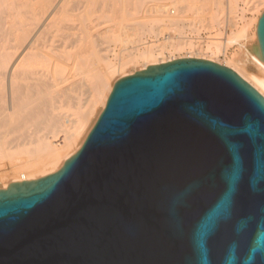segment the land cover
<instances>
[{"label": "water", "instance_id": "1", "mask_svg": "<svg viewBox=\"0 0 264 264\" xmlns=\"http://www.w3.org/2000/svg\"><path fill=\"white\" fill-rule=\"evenodd\" d=\"M0 264H264V97L204 60L121 79L60 171L0 190Z\"/></svg>", "mask_w": 264, "mask_h": 264}, {"label": "bare ground", "instance_id": "2", "mask_svg": "<svg viewBox=\"0 0 264 264\" xmlns=\"http://www.w3.org/2000/svg\"><path fill=\"white\" fill-rule=\"evenodd\" d=\"M64 1L0 0V167L4 166L5 161L11 160L13 164L11 168H14V171L11 169L13 173L9 176V173L4 177L0 174V190H7L9 185L15 183L38 181L60 171L66 161L71 159L86 142L92 127L107 105L113 89L111 80L117 77L123 79L145 71L148 67L183 59L204 60L231 69L264 97V57L257 32L259 18L255 21L256 32L254 36H251L250 24L237 28L239 25L236 27L234 23L230 21L226 23L220 19L221 17H217L222 12L223 0H200L198 6H196L198 0L194 1V5L188 0H182L175 2L169 11L166 6H158L155 9L156 5L152 6L153 11L147 9V12L159 13L164 17L161 20L167 22L165 28L185 24L184 15L192 7L198 15L206 11L211 14L208 21L204 19L208 15L207 12L206 16L199 18V26L194 27L196 30L201 27L207 29L215 26L222 27V25L224 27L226 23V27L232 34L223 39V44L216 41L209 45V48L214 46L217 49L212 56H208L207 52L193 50L192 41L181 35L183 33H180L178 40L173 42L169 38L170 33L167 32L164 35L161 50L158 45H151L145 48L143 46V50L137 48L134 53L121 54L120 57H118L119 52L118 54L116 52L118 58L115 62L109 59L107 55L109 52L104 54L105 48L98 49L99 45L92 40L91 45L87 44L85 49H80L76 53L73 62L75 78L70 87L58 89L57 86L61 83L60 78L58 81L51 82L50 74L53 67L58 70V66L61 68L65 64L66 56L64 55L66 54H64L65 50H62L63 46L66 47L64 44H66L67 35L65 36V33V37L57 39L59 35L56 34V36L54 33V38L48 33L54 25L58 27L56 33L61 31L59 32L61 35H63L62 31L69 27L75 29L74 25L70 26L65 21V13L68 11L67 8L65 9L67 4L63 5ZM230 1L233 0H228V5ZM261 7H264V0H254L251 9H261ZM143 9L145 10L141 6V11ZM126 12L128 11L125 10L122 13ZM58 13L64 15H59V23H57L58 15L55 16L56 19L53 18ZM148 16L144 18L147 20ZM188 17L192 19V16ZM128 19L130 18H127V21ZM96 24L89 25V29L87 26L84 28L86 32L92 31L89 41L96 36L94 35ZM122 24L123 22L120 25ZM132 27V25L124 26L123 24L120 29H117L123 31ZM97 29L100 30L101 39L103 32L101 33L99 26ZM106 31L110 33L111 30ZM84 34L77 36L76 33L72 41L75 47L77 43L82 46ZM64 38L66 39L63 42ZM243 42L244 44H241ZM230 44H239L240 52L233 60L220 62L217 55ZM166 51L170 53L169 56L165 55ZM92 59L95 63L91 61ZM131 66H134L132 71L129 69ZM56 87L57 89L51 91V88ZM106 90L108 92L101 106L99 101L103 97L102 92ZM66 106L76 110L75 113L65 112L63 108Z\"/></svg>", "mask_w": 264, "mask_h": 264}, {"label": "rangeland", "instance_id": "3", "mask_svg": "<svg viewBox=\"0 0 264 264\" xmlns=\"http://www.w3.org/2000/svg\"><path fill=\"white\" fill-rule=\"evenodd\" d=\"M89 1L90 0H67V1L65 0L63 5L67 4L66 5L67 7L65 6V9L67 8V11H68L65 13L67 15V17H66V15L64 17V18H66L65 21L70 26L74 25L73 27L75 29H73L72 27H71L72 28L71 29L69 27L66 30L62 31L63 35H61L59 33L61 31L58 32L59 34L56 33L58 31L57 30L58 27L56 25L52 26V28H50V30H49L48 35L50 34V36H54V33H55V35L56 34L59 35V38L56 35L57 39H60V37L63 38L67 35L66 44H64V45H66V47L63 46V50L61 49L62 51L65 50V53H64V54H66V55H64V56H66L65 64L62 65L61 68H59V66H58L59 71L56 70L57 68L55 69V67H53L51 69V74H50L51 82L58 81V79L60 78L59 82H61V83L58 84L59 85V86H57L58 89L70 87L73 79L75 78V72H74L75 68L73 66V62H74V58L76 56V53H78L80 51V49L81 50L85 49L86 48L85 46H87V44L91 45L92 40L94 43L96 42V45H99L98 49L99 48H102V49L105 48V51H103L104 54L109 52L107 54L109 56V59L111 61L115 62L116 61L115 59L120 57L121 54L124 55V54H128L131 52L134 53V51H136L137 48L140 50H143L147 46H151V45L157 46L158 45V47L161 50V44L163 43L164 37H165L164 35L167 32L170 33L169 38L173 42L178 40L177 38L180 35V33H183L181 35L185 36L187 40L190 38L189 40L192 41V44H193L192 49L193 50H195L196 52H199V51H203L205 53L207 52L208 56H212L213 52L216 48H214V46H210V48H209V45L212 42H216V41L222 42L221 44H223V42H224L223 39H225L227 36H230L232 34L231 30L229 32H226V29H227L226 23L228 21H230L231 23H234L236 25V27L239 25L237 28H241L243 26H246L247 24H250V35L254 36V33L256 32L255 21L258 18H260V16H262L264 14V7H261V9L259 8V9H255V10L251 9V6H252L254 0H244V3H243V0H241V1L240 0L239 1L233 0V1H230V5H228V0H223L222 6H221L222 12L217 17L218 18L221 17L220 19H222V21L226 22V23H224V27H223V25H222V27L221 26L220 27L215 26L212 29L211 28L207 29V28L201 27V28H199V30H196L194 27L199 26V18L206 16V14H208L206 17H204V19L206 21H208L211 14H209L208 11H206L207 12V13L205 12L206 14L204 13V14L198 15V13L194 12L195 9L193 10V7H192V9L188 10L185 13V15L183 14L186 17V18L184 17L185 24H182L179 27H172V26L170 27L169 26V27L165 28V24L167 22L164 20L163 21L161 20L164 17H162L159 13L157 14V13L151 12V11H153V10H151V8L153 9L154 5H156L155 9L158 6H166V8H168V11H169L170 9L173 8V5L175 2H181L182 0H178V1L177 0H127V2H125L126 0H124V2L122 0H91L90 2ZM188 1H189V3H193V5H194V1H197V0H188ZM145 4H146V6H145ZM198 5H200V0L197 1L196 6H198ZM141 6L143 8H145V10L143 9V11H141ZM147 9H150L151 11L147 12ZM123 10L124 11L126 10L128 12L122 13V12H124ZM192 12L196 13L197 16H196V14H194ZM57 15H58L57 23H59L58 22V20L60 19L59 15L61 16L62 13L55 14L53 18L56 19L55 16H57ZM148 15H150L151 17ZM165 15L166 14H164V16ZM62 16H64V15H62ZM120 16H121V18H120ZM145 16H148L147 20L145 19L146 18ZM188 16H192V19ZM131 17H133V18H131ZM113 18H114V20H113ZM127 18H130V19H128V21H127ZM116 19H118V20H116ZM119 19L121 21H119ZM133 19H135V20H133ZM97 21H99V22H97ZM125 21H127V22H125ZM96 22H97V24H96ZM119 22H120V24H121V22H123L124 26L132 25L133 27L132 28H126L123 31L118 30V29H120V26L123 25V24L122 25L118 24ZM90 23L96 24L95 25V32L96 33H94V30H93V33L96 36L94 37V39L92 38L91 41H89V40L91 38L92 31L86 32L87 30L84 29L86 26L87 27L89 25L91 26ZM139 24H141L143 26H140ZM75 25L77 27H75ZM147 25H149V26H147ZM98 26L101 29V33L103 32L105 37L103 36V34H102V37H104V38L101 37V39H100L101 34H100V30L97 29ZM112 27H114V28H112ZM158 27H160L161 29ZM68 29H70V30H68ZM88 29H89V27H88ZM107 29H108V31L111 30L110 33L106 31ZM153 29H155V30H153ZM125 30H127V31H125ZM97 32H99V33H97ZM76 33H77V36H82L85 33L84 34L85 39L82 43V46H79L77 43V47H75L72 43ZM64 34H65V36H64ZM99 34H100V36H99ZM54 38H55V36H54ZM66 38L63 39V42L65 41ZM74 44L76 45V42ZM79 44H81V43H79ZM241 44H244V42ZM143 46H144V48H142ZM228 46L226 47V49L228 48L227 50L224 49L221 52H219V54L217 55L220 62L231 61L238 54V52H240V49H239L240 45L239 44H230ZM64 47H65V49H64ZM126 47L131 48V49L128 50V48H126ZM108 48H109V51H107ZM113 49L115 52L113 51ZM116 52H117V54L119 52V56L116 54ZM216 52H217V49H216ZM165 55L169 56L170 53L166 51ZM91 61L94 62V59H92ZM129 69L132 71L134 69V66H131ZM60 75H61V77H60ZM119 78L120 77H117L115 80H111V86H113V88H114L115 84L121 80ZM57 87L51 88V91H54L55 89H57ZM112 91H113V89H112ZM112 91H111V93H112ZM107 92H108L107 90L102 92L103 97L100 99L99 105L103 104V99L107 95ZM101 106H103V105H101ZM63 110H65V112L67 111L68 114H70V113L74 114L76 111L74 109H71L68 106L64 107ZM7 161L8 162H6V161L4 162L5 164H4V166H2V168L0 167L1 169H4L3 171L0 169L1 170L0 174L2 177L6 176V174H8V173H9L8 174V176H9L14 171V168L13 167L11 168V165H13L12 161L11 160H7ZM6 163L7 164L9 163L10 165L8 164L9 165L8 166ZM4 173H5V175H4Z\"/></svg>", "mask_w": 264, "mask_h": 264}, {"label": "built area", "instance_id": "4", "mask_svg": "<svg viewBox=\"0 0 264 264\" xmlns=\"http://www.w3.org/2000/svg\"><path fill=\"white\" fill-rule=\"evenodd\" d=\"M229 31H230V30L227 28V29H226V32H229Z\"/></svg>", "mask_w": 264, "mask_h": 264}]
</instances>
